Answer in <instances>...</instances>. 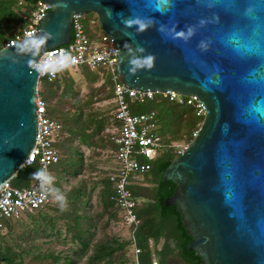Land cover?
<instances>
[{
    "label": "water",
    "instance_id": "1",
    "mask_svg": "<svg viewBox=\"0 0 264 264\" xmlns=\"http://www.w3.org/2000/svg\"><path fill=\"white\" fill-rule=\"evenodd\" d=\"M43 1L52 5L35 33L44 43L0 49V187L36 144L39 59L70 43L76 14L94 13L116 40L127 87L195 95L205 107L162 177L176 184L166 205L180 213L189 249L201 264H264V0ZM149 57L150 67L133 63Z\"/></svg>",
    "mask_w": 264,
    "mask_h": 264
},
{
    "label": "trees",
    "instance_id": "2",
    "mask_svg": "<svg viewBox=\"0 0 264 264\" xmlns=\"http://www.w3.org/2000/svg\"><path fill=\"white\" fill-rule=\"evenodd\" d=\"M34 5L32 1L0 0V49L11 37L27 26L28 21L25 16L31 13ZM97 19L95 25L97 23L100 27ZM87 30L91 37H95L98 32L88 27ZM70 70L63 68L60 77L53 82L45 80L49 89L48 94L44 96L48 103V116L60 121L63 126L55 141L60 159L52 166L55 173L52 200L35 212L26 213L25 219L13 218L3 221L0 227V264H78L87 256L85 264H133L134 262V254L127 252L130 241L115 236L96 244L92 253L88 255L99 227L97 224L108 214L112 219L118 221L120 219L118 217L120 209L112 200L114 187L110 177L113 172L111 174L109 172L92 185L91 179L84 178L76 185H72L69 190L65 189L64 185L71 181V177H79L83 172L88 171L87 163L84 162V151L81 145L80 147L74 145V138L82 134V143L96 145V141L92 138L100 137L102 142L111 146L114 153L116 147L112 138L115 136V129L121 126V122L114 116L116 103L110 116H105L101 120L88 117L84 121L85 109L76 99L78 108L75 113L63 114L64 117L61 119V111L55 109L56 107L52 108L50 103L57 94V85L62 86L61 83L70 74ZM96 79L97 77H94L90 82L96 83ZM105 86L110 91L109 98L114 99L110 77H106ZM71 87L74 88L75 85L72 84ZM62 95L69 97L72 92L64 90ZM128 102L132 113L157 112L161 125L160 136L165 144L171 146L181 140L191 143L194 139L192 133L196 129L199 130L205 117L198 115L195 107L173 103L163 98L161 94L143 103H136L132 99ZM160 152L155 160H143L151 164V169L144 175V178L148 177L151 182L149 187L145 184L132 186L140 205L137 214L141 222L136 231L138 246L143 250V254L148 255L150 264H153L154 260L162 264L163 260L158 256L156 245L162 237L171 235L168 233L170 228L173 232L172 236L180 242L193 264H201V259L189 249L192 238L183 226L180 213L175 206L166 205V199L174 194L176 184L172 181H163L162 177L166 168L178 155L171 147ZM67 164L69 166H66ZM38 169H41L38 163L24 166L11 183L16 187H29L34 179L32 174ZM98 187L99 202L103 207L94 216L96 212H91L92 194ZM55 190H59L65 196L67 207L61 208L60 202L55 201ZM63 234L69 237L71 243L61 252L47 247L48 242L51 244L50 240L40 241L41 237L59 238Z\"/></svg>",
    "mask_w": 264,
    "mask_h": 264
},
{
    "label": "built area",
    "instance_id": "3",
    "mask_svg": "<svg viewBox=\"0 0 264 264\" xmlns=\"http://www.w3.org/2000/svg\"><path fill=\"white\" fill-rule=\"evenodd\" d=\"M31 13L26 15L27 26L11 37L5 46L15 45L26 34H35L40 28L43 14H47L52 5L38 0L34 3ZM85 15L76 14L72 25V39L67 45L46 50L37 63L40 68L39 85L36 93V113L38 133L35 147L27 160V165L38 163L41 168L50 172V168L59 161L60 154L55 141L62 131V123L48 116V103L41 94L40 87L43 80L53 82L57 80L63 68L79 69L88 67L91 71L102 69L106 77L112 81V91L116 103L115 118L121 122L117 128V135L112 139L116 147L114 152L118 164L116 171L111 174L114 194L112 200L124 212V221L132 226L133 242L135 244L133 264H141V248L138 246L136 231L140 226V218L135 209L139 200L135 196L132 186L140 185L139 180L151 169L150 162L155 160L162 149L174 148L179 156L189 144L185 146L165 144L160 136V120L156 111L132 113L128 100L143 103L152 100L157 94L180 105H191L197 109L198 115H205V107L195 95L185 96L175 91L163 93L143 92L127 87L118 74V48L116 40L103 31L89 36ZM36 35V34H35ZM19 47V46H18ZM199 131L194 135L197 136ZM142 180V181H143ZM52 186H41L33 179L29 187H16L11 181L0 187V227L5 219L20 218L25 213H33L41 209L52 200ZM153 264H158L154 260Z\"/></svg>",
    "mask_w": 264,
    "mask_h": 264
},
{
    "label": "rangeland",
    "instance_id": "4",
    "mask_svg": "<svg viewBox=\"0 0 264 264\" xmlns=\"http://www.w3.org/2000/svg\"><path fill=\"white\" fill-rule=\"evenodd\" d=\"M86 18V24L88 28L96 29L98 32L101 31L99 25H95L97 16L94 13H90L85 15ZM98 20V19H97ZM97 32V33H98ZM70 74L65 77L61 83L62 86L57 85V94L54 95V99L51 100V106L52 108L60 110L62 114H60L61 119L64 117L63 114H74L75 110H77L78 106L76 103V99H78L82 106L85 109L84 114V121L87 120V118H97L98 120L104 119L105 116H110V113L112 111V108L114 106V99L109 98V90L105 86V79H106V73L103 72L102 69L91 71L88 67H81L79 69H71ZM94 77H97L96 83L90 82V80ZM91 78V79H90ZM43 80L42 85L40 87L41 94L43 96H46L48 94V84L47 82ZM74 84L75 87L72 88L71 85ZM64 90H68L69 92H72V95L69 97H66L62 95V92ZM74 92V93H73ZM78 92V93H77ZM205 118V117H204ZM204 121V119H203ZM202 121V124H203ZM201 124V126H202ZM200 129V128H199ZM199 130H194L192 133L193 136L195 133ZM82 135V134H81ZM81 135L79 134L74 139V145L80 147L84 151V162L87 163L86 168L88 171L83 172L79 177H71V181L67 184H65V189L69 190L72 185H76L79 181H82V179H87L91 181V185L94 182H97L98 180L102 179V177L106 176V174H110L114 171L115 167V159H114V153L111 149V146L107 143L102 142V139L100 137L92 138L96 141V145L91 144H84L81 142ZM190 142H186L185 140H181L177 142L178 146H185L189 144ZM83 145V146H82ZM70 159V158H69ZM117 163V162H116ZM66 166H69L67 164ZM51 174L54 176L53 167L50 168ZM151 176V175H150ZM139 180V183L142 182V185H146V187H149L150 180L148 177H146L145 180ZM53 187V183L51 184ZM53 190V188H52ZM99 190L98 187L95 192L92 194V207L91 212H96L94 216L97 215V213L102 210V204L99 202ZM54 194V193H53ZM52 194V196H53ZM55 201H57L55 199ZM68 203L66 202L64 207H67ZM118 206V205H117ZM119 208V207H118ZM119 221L116 219H112L111 216L107 215L101 222H99L97 225L98 231L96 230V233L94 235V240L92 242L91 249L89 251L90 255L93 251V248L96 244L104 242L105 240H108L115 237H120L124 241L128 240L130 241L129 249L127 252H130V254H134L135 251V244L133 242V232H132V226L127 224L124 221V212L121 208H119ZM140 209V205L135 209L136 212ZM27 214H23L22 217L16 218V219H25ZM13 219V218H11ZM8 220V219H7ZM10 220V219H9ZM121 220V221H120ZM19 221V220H18ZM22 224V223H21ZM22 227V226H21ZM138 235V234H137ZM60 238V239H59ZM56 238L54 236L50 237H41V242H46L47 240L51 241V244L48 242L47 247L51 250H55L56 252H61L63 250H66L69 247L70 239L65 234H63L61 237ZM141 258V264H150L148 255L143 254V250L140 254ZM88 259V256L85 257L82 261H79L78 264H85Z\"/></svg>",
    "mask_w": 264,
    "mask_h": 264
},
{
    "label": "clouds",
    "instance_id": "5",
    "mask_svg": "<svg viewBox=\"0 0 264 264\" xmlns=\"http://www.w3.org/2000/svg\"><path fill=\"white\" fill-rule=\"evenodd\" d=\"M165 3H167V0H158L157 7ZM137 23H139L141 29L145 27L143 23H140L139 21ZM43 43H44L43 38L37 37L35 34L29 33V34H26L24 38L18 42V46L21 51H32L40 47ZM133 63L140 65V66L147 65L150 67L152 61H151V58L149 57L143 60L142 65H141V61H133ZM257 111H261V109L258 108ZM32 175L34 179L39 181L42 187L51 185L55 179V177L51 175L48 172V170L45 168L38 169ZM55 191H56L55 199L60 202L61 208H63L66 203V198L61 192H59V190H55Z\"/></svg>",
    "mask_w": 264,
    "mask_h": 264
},
{
    "label": "flooded vegetation",
    "instance_id": "6",
    "mask_svg": "<svg viewBox=\"0 0 264 264\" xmlns=\"http://www.w3.org/2000/svg\"><path fill=\"white\" fill-rule=\"evenodd\" d=\"M171 235L162 237L157 243L158 256L166 264L172 258V264H193L191 258L186 255L182 245L172 236V230L168 228ZM192 240V239H191ZM191 251V250H190ZM194 252V251H193ZM195 253V252H194ZM196 255V253H195ZM197 256V255H196ZM200 258V257H199ZM201 259V258H200ZM202 262V260H201Z\"/></svg>",
    "mask_w": 264,
    "mask_h": 264
},
{
    "label": "crops",
    "instance_id": "7",
    "mask_svg": "<svg viewBox=\"0 0 264 264\" xmlns=\"http://www.w3.org/2000/svg\"><path fill=\"white\" fill-rule=\"evenodd\" d=\"M113 103L115 104V102H113ZM117 132H118L117 129H115L114 135H117ZM114 159H115V167H114L113 173L116 171V168L118 167V164L116 163L117 161H116V158H115V154H114Z\"/></svg>",
    "mask_w": 264,
    "mask_h": 264
}]
</instances>
